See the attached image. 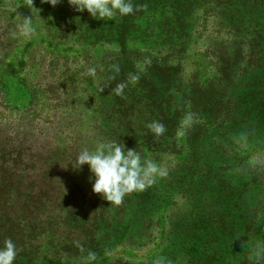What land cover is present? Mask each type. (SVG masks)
Instances as JSON below:
<instances>
[{
	"label": "rangeland",
	"instance_id": "rangeland-1",
	"mask_svg": "<svg viewBox=\"0 0 264 264\" xmlns=\"http://www.w3.org/2000/svg\"><path fill=\"white\" fill-rule=\"evenodd\" d=\"M26 7L28 0H0V137L22 133L30 137V147L38 153L45 147L64 150L71 168L68 171L90 177L87 165H75V156L107 138L99 134L102 120L92 104V99L98 100L102 79L98 75L92 79L86 71L100 65L99 57L108 48L88 41L86 21L90 15L77 12L69 0H59L55 6L33 0V8L45 23L31 38L10 39L15 15H31ZM201 47L199 42L186 60L187 65L192 64L187 72L193 76L190 79L186 72L183 78L204 87L215 79L217 71L200 57ZM138 50L143 51L141 47ZM109 52L116 50L111 46ZM144 64H139L142 71ZM256 74L253 69L240 73L232 85L218 83L212 106L201 97L197 103L189 102L190 90H184L179 96L184 99L179 106L181 117L204 108L208 113L209 109L213 130H193L188 139L185 134L197 120L182 122L180 152L151 159L167 168L172 179L167 175L155 182L160 191L159 208L153 213L150 235L141 240L110 241L115 245L110 250L94 246L90 251L97 254L96 264H264V254L256 252V245L264 243V133L250 124L249 100L244 98L248 79ZM233 93L242 95L239 102ZM146 149L144 154L150 158L153 148ZM37 172L35 169L34 175ZM23 180L27 184L30 179ZM57 211L62 219L66 217L63 208ZM113 213L111 207L107 213L98 211L97 224L102 229L109 225L103 218ZM24 225L22 222L25 238L28 229ZM72 244L79 253L77 244L81 242ZM44 245L34 264H48L52 258L44 255ZM55 245L56 254L62 253V246ZM66 253L74 255L69 257L71 264H84L83 255L69 249ZM56 258L51 263L59 264L60 258Z\"/></svg>",
	"mask_w": 264,
	"mask_h": 264
},
{
	"label": "trees",
	"instance_id": "trees-1",
	"mask_svg": "<svg viewBox=\"0 0 264 264\" xmlns=\"http://www.w3.org/2000/svg\"><path fill=\"white\" fill-rule=\"evenodd\" d=\"M133 3L136 10L131 15L118 16L114 21L90 16L86 21L88 41L108 48L98 61L105 69L97 74L102 79L96 93L98 100L94 102L92 98L96 97L91 98L102 120L99 134L107 138L106 142L120 141L126 150L140 152L142 158H146L144 152L149 147L153 151L148 159L175 155L180 152L179 135L183 134L186 116L181 117L179 112L180 102L184 101L179 96L184 90H190L189 102L208 99L212 106L218 83L222 87L232 85L240 73L253 69L257 74L250 75L244 98L249 100L250 124L264 133V0H133ZM199 42L200 57L207 67L217 71L215 79L204 87L183 78L192 66L186 60ZM111 46L115 53L109 52ZM146 57L151 64H144L142 71L139 64ZM113 64L120 66L119 74L111 71ZM130 73L139 74V82L129 84L122 96H116L112 89L126 81ZM192 73L187 77L191 79ZM111 76L115 79H109ZM236 96L234 99L239 102L242 95ZM206 110L190 112L193 122L197 121L186 132L188 139L193 130L196 133L213 130L212 112ZM152 121L164 124V135L154 137L146 126ZM29 139L22 133L0 137V246L5 239L15 242L19 252L14 264H34L44 244V255L52 257L48 264H53L56 256L60 258L56 262L61 264L65 257L74 256L67 255L68 249L77 253L72 248L77 241L86 252L94 246L113 249L115 245L110 241L148 238L153 213L159 208L160 191L155 183L143 192L125 196L121 205H111L100 194L93 193L89 177L68 171L71 168L64 150L45 147L38 153L30 147ZM26 177L30 180L24 184ZM167 177L172 179L170 175ZM110 207L114 213L103 218L109 225L102 229L96 214L107 213ZM59 208L64 210V219L57 215ZM22 222L26 223L24 229H28L27 239L22 236ZM55 243L62 246V253L56 254ZM196 250L194 253L198 254ZM84 253L79 250L77 254Z\"/></svg>",
	"mask_w": 264,
	"mask_h": 264
},
{
	"label": "clouds",
	"instance_id": "clouds-1",
	"mask_svg": "<svg viewBox=\"0 0 264 264\" xmlns=\"http://www.w3.org/2000/svg\"><path fill=\"white\" fill-rule=\"evenodd\" d=\"M42 2L55 6L59 0H42ZM69 3L77 12L86 11L91 17L104 21H114L118 16H128L136 10L133 0H69ZM26 8L31 10V15L28 17L15 15L13 28L9 32L10 39L31 38L38 32L42 23H45L39 16V10L33 8V0H28ZM144 63L150 65L151 59L146 57ZM110 68L113 73L119 74L118 64H113ZM104 70L103 65H93L87 68L86 75L95 78L98 71ZM140 78L139 74L130 73L126 81L116 84L112 89L113 93L122 96L129 84L138 83ZM109 79H115V76ZM103 90L104 88H101L100 92ZM191 119L192 115H187L184 123L187 124ZM146 126L156 138L164 135L166 131L164 124L159 121H152ZM75 165L88 166L93 193L100 194L104 200L115 206L121 205L125 196L134 192H143L158 178L168 175L167 168L151 159L142 158L141 153L136 149L126 150L125 145L116 140L97 142L91 149L83 148L75 156ZM77 247L81 253L85 252L82 245L77 244ZM18 252L15 242L10 238L5 239L0 246V264H14ZM256 252L257 255L264 254V243L256 245ZM105 254H108L107 251ZM97 259V254L90 250L82 256L84 264H96ZM61 264H71V261L65 257ZM156 264L159 262L157 261Z\"/></svg>",
	"mask_w": 264,
	"mask_h": 264
}]
</instances>
